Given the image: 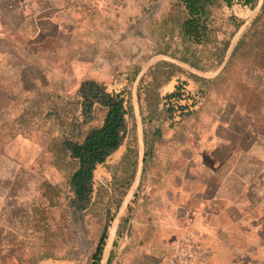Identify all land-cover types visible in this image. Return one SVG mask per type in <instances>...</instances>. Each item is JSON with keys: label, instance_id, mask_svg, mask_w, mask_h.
<instances>
[{"label": "rangeland", "instance_id": "rangeland-1", "mask_svg": "<svg viewBox=\"0 0 264 264\" xmlns=\"http://www.w3.org/2000/svg\"><path fill=\"white\" fill-rule=\"evenodd\" d=\"M262 3L220 0L202 45L180 0H0V264H91L103 229L99 264L143 236L163 264H264V62L248 47L227 65ZM89 83L128 114L78 198L69 145L106 112Z\"/></svg>", "mask_w": 264, "mask_h": 264}, {"label": "trees", "instance_id": "trees-1", "mask_svg": "<svg viewBox=\"0 0 264 264\" xmlns=\"http://www.w3.org/2000/svg\"><path fill=\"white\" fill-rule=\"evenodd\" d=\"M225 1L226 5L231 3V0ZM240 2L253 8L258 0H240ZM180 3L185 11V16L179 24L182 37L202 45L213 41L215 38L213 36L212 8L219 5L220 0H180ZM220 43H222V46L218 49L217 54L219 64L226 55L230 40H222ZM248 47L253 50L256 58L264 62V0L260 12L237 40L227 65L232 62L240 48L246 49ZM178 59L195 69L201 70L197 59L189 60L185 57ZM180 70L184 72L182 68ZM190 76L194 75L190 73ZM185 85L184 80H181L180 84L175 85L173 90L167 94L166 99L170 109H172L173 99L178 101L182 98ZM89 94L98 97L99 103L104 106L106 112L99 128L91 130L82 142H74L69 145L72 156L79 161V167L70 178L71 185L78 198H81L86 191L90 190L88 181L91 178V169L96 164H102L110 152L121 143L126 132V115L128 114L125 100L119 93L107 92L101 86L89 83ZM179 106L180 109H183L181 104ZM106 238L107 232L106 229H103L91 255V264L100 263Z\"/></svg>", "mask_w": 264, "mask_h": 264}, {"label": "crops", "instance_id": "crops-1", "mask_svg": "<svg viewBox=\"0 0 264 264\" xmlns=\"http://www.w3.org/2000/svg\"><path fill=\"white\" fill-rule=\"evenodd\" d=\"M126 240L133 241L135 245L143 247H135L134 250L125 255L126 262L124 264H163L162 262L155 257L154 251L158 250L159 247H156V250H151L152 245H161L162 238L157 237H147L143 236V238H131L126 237ZM143 240V243H142Z\"/></svg>", "mask_w": 264, "mask_h": 264}, {"label": "flooded vegetation", "instance_id": "flooded-vegetation-1", "mask_svg": "<svg viewBox=\"0 0 264 264\" xmlns=\"http://www.w3.org/2000/svg\"><path fill=\"white\" fill-rule=\"evenodd\" d=\"M99 128V127H98ZM96 129V128H95ZM89 192V190L88 191H86L84 194H83V196L81 197V198H83L84 197V195L85 194H87ZM76 194V193H75Z\"/></svg>", "mask_w": 264, "mask_h": 264}]
</instances>
